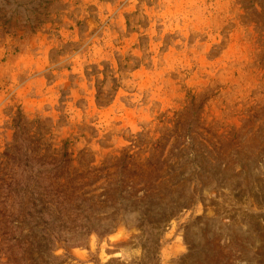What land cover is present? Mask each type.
Here are the masks:
<instances>
[{
    "label": "rangeland",
    "instance_id": "374dc122",
    "mask_svg": "<svg viewBox=\"0 0 264 264\" xmlns=\"http://www.w3.org/2000/svg\"><path fill=\"white\" fill-rule=\"evenodd\" d=\"M0 264H264V0H0Z\"/></svg>",
    "mask_w": 264,
    "mask_h": 264
}]
</instances>
